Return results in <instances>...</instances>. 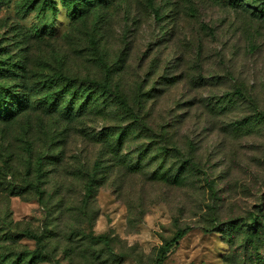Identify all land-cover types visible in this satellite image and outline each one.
I'll use <instances>...</instances> for the list:
<instances>
[{"label": "rangeland", "instance_id": "374dc122", "mask_svg": "<svg viewBox=\"0 0 264 264\" xmlns=\"http://www.w3.org/2000/svg\"><path fill=\"white\" fill-rule=\"evenodd\" d=\"M44 1L0 0L18 98L0 120V225L42 235L36 264H155L187 226L163 264H264V0H91L82 17ZM55 74L78 88L70 119L46 100Z\"/></svg>", "mask_w": 264, "mask_h": 264}, {"label": "trees", "instance_id": "16d2710c", "mask_svg": "<svg viewBox=\"0 0 264 264\" xmlns=\"http://www.w3.org/2000/svg\"><path fill=\"white\" fill-rule=\"evenodd\" d=\"M63 5H65L70 14L74 17H82L84 15L85 3L91 4V0H62ZM44 4H48V7H53L54 3L51 0H45ZM82 5V6H81ZM101 63L106 67L105 61L101 58ZM3 66L0 64V73L3 72ZM8 75L13 73V68L7 71ZM4 81L0 79V120L2 121H12L16 119L14 118L13 111L16 109L15 100L16 93L12 91L11 86L3 83ZM50 85L48 88V97L46 100L49 102V105L56 110H61L64 112L65 117L69 119L75 116L78 113H81L84 106L77 107L75 98L77 95L78 88L75 90L74 82L72 79L66 78L62 75H53L49 78ZM86 83V82H85ZM109 79L107 78L104 81L90 80L89 85H94L98 87L101 91H111L109 86ZM55 84L58 85V88L51 91V87ZM81 88V86H80ZM82 92L85 94L86 92H90L89 86L82 87ZM118 98L121 100V105L123 107H127V102L125 100V96L121 93H117ZM29 105L28 100L26 98H22L21 104L18 106L19 109L25 110L24 106ZM62 106V107H61ZM9 109L10 111H8ZM4 113L7 117L3 116ZM61 113V112H60ZM36 173L37 177L40 178L42 176L37 174V170H31L30 175ZM28 174V173H27ZM90 184H87L85 190L87 191V195H90ZM36 193L39 197H43L45 192H43L39 185H34ZM14 193H21L23 188L21 186H13ZM17 224H5L1 223L0 225V264H36L38 261H46L48 260V255L44 250V244L42 243V235L34 232V230L30 228L19 229L17 228ZM189 227L180 228L176 234L170 240L166 241L163 246L160 247L158 253L156 255L155 264H163L167 255L171 252L172 248L178 244V242L185 236L188 232ZM22 237H27L33 239L36 243L35 249H24L19 252L17 248L21 247L18 243L19 239ZM92 242H103L104 244H109V238L105 235L99 236H90L89 237ZM29 259L27 262H23L24 259Z\"/></svg>", "mask_w": 264, "mask_h": 264}]
</instances>
